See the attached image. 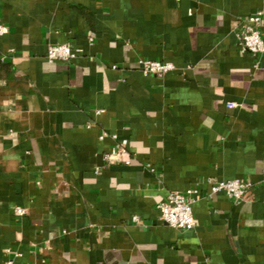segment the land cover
<instances>
[{
  "label": "crops",
  "instance_id": "1",
  "mask_svg": "<svg viewBox=\"0 0 264 264\" xmlns=\"http://www.w3.org/2000/svg\"><path fill=\"white\" fill-rule=\"evenodd\" d=\"M258 12L264 0H0V264H264V54L239 39ZM59 44L76 57L48 62ZM139 59L176 69L145 76ZM112 136L130 164L105 162ZM237 179L252 183L242 200L212 193ZM193 189L196 228L162 223L158 204Z\"/></svg>",
  "mask_w": 264,
  "mask_h": 264
},
{
  "label": "built area",
  "instance_id": "2",
  "mask_svg": "<svg viewBox=\"0 0 264 264\" xmlns=\"http://www.w3.org/2000/svg\"><path fill=\"white\" fill-rule=\"evenodd\" d=\"M264 25V12H258L240 20L239 39L244 52L252 56L264 54V39L262 28ZM8 27L0 23V36L7 34ZM77 51L70 44L52 45L47 52V60L50 63L70 62L76 57ZM137 67L145 76L164 77L170 72L175 71L173 63L151 61L139 59ZM116 69V67H113ZM229 108L235 107L234 104H228ZM102 111H100L101 113ZM105 138V135L101 137ZM118 143L114 149L105 155L104 160L108 165L116 163H131V155L126 141L119 142L117 136H112ZM213 194L225 193L231 200H242L247 192L252 188V183L243 180H231L210 183ZM198 198V190H188L187 192H170L165 200L157 206L160 221L171 228L183 231L194 230L197 226L194 217L193 206ZM27 214V210L17 207L14 215L22 218ZM133 222L141 224L138 217L133 218ZM9 264H13L10 262Z\"/></svg>",
  "mask_w": 264,
  "mask_h": 264
}]
</instances>
